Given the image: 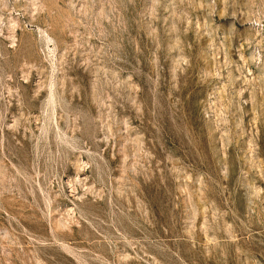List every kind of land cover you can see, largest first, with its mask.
<instances>
[{
	"label": "rangeland",
	"instance_id": "1",
	"mask_svg": "<svg viewBox=\"0 0 264 264\" xmlns=\"http://www.w3.org/2000/svg\"><path fill=\"white\" fill-rule=\"evenodd\" d=\"M0 264H264V0H0Z\"/></svg>",
	"mask_w": 264,
	"mask_h": 264
}]
</instances>
